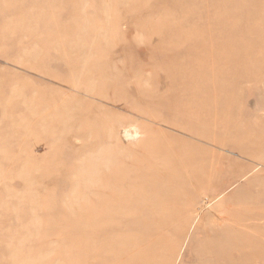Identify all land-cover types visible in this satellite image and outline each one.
<instances>
[{"label":"rangeland","instance_id":"obj_1","mask_svg":"<svg viewBox=\"0 0 264 264\" xmlns=\"http://www.w3.org/2000/svg\"><path fill=\"white\" fill-rule=\"evenodd\" d=\"M163 144L226 171L211 206L264 211V0H0V264H126ZM202 203L158 264H199Z\"/></svg>","mask_w":264,"mask_h":264},{"label":"bare ground","instance_id":"obj_2","mask_svg":"<svg viewBox=\"0 0 264 264\" xmlns=\"http://www.w3.org/2000/svg\"><path fill=\"white\" fill-rule=\"evenodd\" d=\"M206 12L208 14L210 10ZM199 65L202 66L201 63ZM209 145L215 147L211 142ZM158 150L164 157V161L160 170L155 172L156 176H153L152 181L147 183V188L160 191L161 194L157 200L155 198L147 200L148 202L156 200L154 211L146 218L140 217L139 225L142 232L136 235V240L126 235L120 237L117 243L118 253L123 248L124 255H128L126 264H158L159 249L165 235L163 232L179 236L188 222L190 223L189 214L203 209V207H197L199 200L205 204V215L218 221L216 227L210 226V223H213L212 219L209 223H206V220L201 223L202 227L206 228V236L202 241L203 247L196 253L197 260H201L199 264H252L253 259H256L254 263L260 264L258 260L261 256V244L264 238V211L255 210V206H251L252 210L250 209L248 213L238 211L235 209L237 201L233 199L211 206L213 201L224 197L226 190L232 186L226 177L223 178L226 171L220 166L208 163L206 156L198 155L190 159L185 155L174 157L167 144L159 147L157 152ZM168 185L177 192L173 195L168 194ZM145 200H138L133 206L141 209L142 202ZM111 210L115 214L118 212V215H123V210L120 211L121 208L117 203L111 207ZM109 214L108 205L105 208L103 220L111 217ZM89 217L94 221L97 220L94 215ZM170 218L181 219L179 224L181 227L176 228L173 223H169ZM259 221L261 224L255 225ZM117 225L122 231V226ZM115 246V244L112 245L110 251L104 249L105 256L100 264L112 262L114 255L111 252H116ZM95 249L96 246L92 243L82 246V256L76 255L77 263L86 258L94 259L96 262ZM173 249L172 246L168 249V255L173 252ZM250 249H254L255 254H249Z\"/></svg>","mask_w":264,"mask_h":264}]
</instances>
